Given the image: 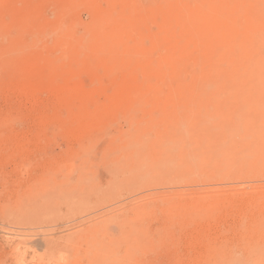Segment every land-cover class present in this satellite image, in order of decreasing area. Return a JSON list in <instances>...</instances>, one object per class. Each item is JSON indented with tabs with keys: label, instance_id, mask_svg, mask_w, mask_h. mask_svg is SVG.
<instances>
[{
	"label": "rangeland",
	"instance_id": "obj_1",
	"mask_svg": "<svg viewBox=\"0 0 264 264\" xmlns=\"http://www.w3.org/2000/svg\"><path fill=\"white\" fill-rule=\"evenodd\" d=\"M0 264H264V0H0Z\"/></svg>",
	"mask_w": 264,
	"mask_h": 264
},
{
	"label": "bare ground",
	"instance_id": "obj_2",
	"mask_svg": "<svg viewBox=\"0 0 264 264\" xmlns=\"http://www.w3.org/2000/svg\"><path fill=\"white\" fill-rule=\"evenodd\" d=\"M24 62V61H23ZM22 62V63H23ZM23 65H25V63L23 64ZM25 70H23V73H25L24 72ZM23 76H25V75H23ZM25 80V79H24ZM23 81V80H22ZM21 83V82H20ZM25 83V82H24ZM21 85V84H20ZM21 86H23V88L21 87V89H22V93H24V90L23 89H25V84L23 85V83H22V85ZM49 86H47V88L45 89V90H43L42 92H47L48 94H53L54 95V97H55V101H57V102H59L61 99L60 98H64V96H66V95H69V94H71V89H69V88H63V87H54V86H51V87H49ZM25 91H26V89H25ZM27 92H28V96H31V97H35L37 94H36V92H37V90L35 89V88H29L28 90H27Z\"/></svg>",
	"mask_w": 264,
	"mask_h": 264
}]
</instances>
